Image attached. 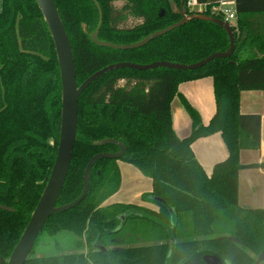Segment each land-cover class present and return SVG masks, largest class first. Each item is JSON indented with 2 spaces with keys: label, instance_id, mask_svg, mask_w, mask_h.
<instances>
[{
  "label": "trees",
  "instance_id": "obj_1",
  "mask_svg": "<svg viewBox=\"0 0 264 264\" xmlns=\"http://www.w3.org/2000/svg\"><path fill=\"white\" fill-rule=\"evenodd\" d=\"M97 1L103 16L99 37L117 44L137 42L182 19L174 7H180L182 0ZM117 1L122 5L117 6ZM252 1L237 0L238 12L254 9ZM55 2L72 44L79 84L112 63L191 64L230 46L222 26L199 18L138 48L99 46L91 38L100 20L95 1ZM184 8L186 14L199 13L188 8L187 0ZM256 8L264 10V4ZM203 13L224 20L222 12ZM130 17L139 22L125 26ZM233 28L237 48L229 57L187 70L118 68L84 90L79 97L71 166L57 205L81 195L92 156L120 150L114 143H95L110 137L127 145L120 159L152 179L153 189L142 200L157 209L106 203L120 189L121 172L118 159H99L86 197L52 214L41 231L52 236L68 232L73 237L69 246L60 240L38 242V237L25 264H208L206 255H215L224 264L257 262L264 254V208L240 205L239 172L264 168V162L243 164L240 159L243 149L261 148L262 115L241 111V93L264 90V54L254 56L247 47L239 50L241 38L238 27ZM207 76L213 78L216 112L203 124L199 110L179 91V85ZM176 95L192 119V131L186 137H179L173 127L171 103ZM61 108L55 44L37 0H0V204L13 207L0 209V264H6L12 254L50 177ZM217 132L229 153L209 175L192 144ZM128 218L149 219L156 233L140 240L133 239L132 232L117 234ZM85 246L87 253L82 252Z\"/></svg>",
  "mask_w": 264,
  "mask_h": 264
},
{
  "label": "water",
  "instance_id": "obj_2",
  "mask_svg": "<svg viewBox=\"0 0 264 264\" xmlns=\"http://www.w3.org/2000/svg\"><path fill=\"white\" fill-rule=\"evenodd\" d=\"M94 1L100 10V20L95 31L91 33V38L99 46H108L116 49L138 48L146 45L152 39L185 24L193 18L212 21L222 26L228 33L230 46L225 51L214 52L206 58L191 64L172 62L168 60L154 61L148 64H140L130 61L112 63L97 70L84 82L79 84L77 81V72L72 44L65 29V25L59 13L56 2L55 0H37V3L51 31L59 62L62 86L60 137L57 156L50 177L31 215L28 224L24 229V232L22 233L6 264H25L29 259L36 240L43 230L48 218L54 213L62 212L76 206L86 197L90 186L92 169L97 160L102 158L120 159L127 151L126 143L117 138L109 137L96 141L95 143L98 145H105L109 143L117 144L120 147V150L117 152H99L92 156L85 169L84 186L81 195L72 202L63 205H57V201L60 197L69 173L73 157V149L77 140L79 97L93 81H95L108 71L123 67H130L138 70H148L157 67H168L179 70L196 69L209 63L215 58H226L231 56L237 48L236 35L233 24L231 22L206 13H196L190 15L186 14V10L184 8V0H182L180 7L176 5L174 6L176 11L182 15V19L165 28L152 32L151 34L147 35L137 42L129 44H117L108 40H102L99 37V31L103 20L102 11L98 1ZM261 147L264 152V116L262 117L261 124ZM0 209L13 210V207L6 204H0ZM204 259L208 264H224L220 260V258L215 255H206ZM263 259L264 254L259 256L255 264H259Z\"/></svg>",
  "mask_w": 264,
  "mask_h": 264
},
{
  "label": "crops",
  "instance_id": "obj_3",
  "mask_svg": "<svg viewBox=\"0 0 264 264\" xmlns=\"http://www.w3.org/2000/svg\"><path fill=\"white\" fill-rule=\"evenodd\" d=\"M195 3L194 9L206 11L222 12L230 10L237 14L233 25L238 28L239 50L242 48H251L257 52L260 57L264 54V10L258 9L259 5L264 4V0H253L250 5L254 9L238 12L237 0H219L213 2ZM121 2L122 1H117ZM116 2V5H117ZM244 29V32L242 31ZM261 44H258V43ZM260 47V48H259ZM179 91L189 100V102L199 110L202 123L207 124L216 112V101L214 96L213 78L203 77L194 80L184 81L179 85ZM264 90H245L241 93V111L250 112L248 108L244 109V95L247 93ZM249 98V94L247 96ZM173 127L179 137H185L192 131V119L182 104L179 95H176L171 103ZM264 116V109L261 113ZM192 148L197 159L203 165L205 171L210 175L216 163L224 160L228 156V148L220 132L209 136L198 138L192 144ZM252 150V152H250ZM243 164L264 162V152L262 147L257 149H243L240 155ZM117 164L121 172V186L118 192L112 195L106 203H134L143 207L157 209V206L151 202L142 200L144 193L151 192L153 181L145 176L141 170L132 163L118 159ZM239 203L243 207L264 208V168H243L239 172ZM174 241V240H173ZM87 253L88 247L82 250Z\"/></svg>",
  "mask_w": 264,
  "mask_h": 264
},
{
  "label": "rangeland",
  "instance_id": "obj_4",
  "mask_svg": "<svg viewBox=\"0 0 264 264\" xmlns=\"http://www.w3.org/2000/svg\"><path fill=\"white\" fill-rule=\"evenodd\" d=\"M122 3L121 2H117V6H121ZM137 22H139V20L137 18H134V17H130L128 19V21L125 23V26H132L134 24H136ZM231 23L234 22V20L232 19L230 21ZM258 43V42H257ZM258 44H261V43H258ZM260 48V47H259ZM251 53L252 55L254 56H257V52H255V50L251 49ZM121 83H123V81H121ZM249 94V98L244 95V106L246 108H248L249 110L247 111H250V112H245V113H261L262 109H264V95L261 91H257V92H251L249 93V91L247 93ZM252 152V150L250 151ZM154 225L152 224V221H150L149 219H143V218H128V219H124L122 221V225H121V228H120V231L121 232H118L117 234H124L126 232H132L134 234L133 236V239L134 237L138 240L140 239H151L152 238V235L155 234V229L153 227ZM116 234V236H117ZM40 236L39 237V241H44V240H47V241H51V242H54L56 240H60L62 241V243L64 242L65 246H69V243H70V238H73V237H70V234L68 232H61V233H58L57 235L55 236H52V235H49L48 233L46 232H42L41 234H39ZM154 236V235H153ZM111 235L109 234L106 238H110ZM37 242V244H38ZM39 247V245L37 246Z\"/></svg>",
  "mask_w": 264,
  "mask_h": 264
},
{
  "label": "built area",
  "instance_id": "obj_5",
  "mask_svg": "<svg viewBox=\"0 0 264 264\" xmlns=\"http://www.w3.org/2000/svg\"><path fill=\"white\" fill-rule=\"evenodd\" d=\"M187 6L191 11H198L199 13H203L202 9H199V10L194 9L195 3L191 0H187ZM223 14H224V20L228 22H230L232 19L237 17V14L235 12H232L227 9L223 11Z\"/></svg>",
  "mask_w": 264,
  "mask_h": 264
}]
</instances>
